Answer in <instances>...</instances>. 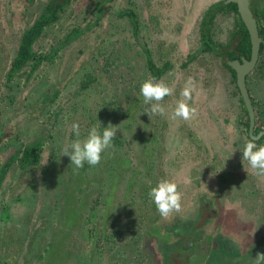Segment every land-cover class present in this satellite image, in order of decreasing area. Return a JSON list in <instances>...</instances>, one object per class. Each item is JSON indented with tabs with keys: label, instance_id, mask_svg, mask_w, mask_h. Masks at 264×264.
Here are the masks:
<instances>
[{
	"label": "rangeland",
	"instance_id": "374dc122",
	"mask_svg": "<svg viewBox=\"0 0 264 264\" xmlns=\"http://www.w3.org/2000/svg\"><path fill=\"white\" fill-rule=\"evenodd\" d=\"M219 1L227 0H116V9L129 7L130 2L135 5V29L126 16H110L101 42H93V59L84 53L63 57L67 47L62 49L33 94L14 106L24 75L9 81L7 71L23 27L33 21L40 6L0 0V168L20 143L38 136L44 139L35 165L19 167L12 161L3 173L0 264H146L147 258L154 257L144 243L159 242L161 234L154 223L160 217L146 192L160 178L175 180L182 199L184 193L190 194L188 208L198 203V196L210 193L219 204H227L216 220V228L221 222L224 238L250 237L264 224V176L248 168L236 146L244 140L238 127L243 109L233 74L220 56L209 51L202 50L186 62L188 54L201 48L202 13ZM76 4L82 5L81 1ZM253 8L263 23L264 0H256ZM82 9L77 11L79 16ZM73 20L68 17L46 29L36 41L38 51L55 44ZM236 23L234 11H217L208 25L207 39L229 47ZM144 48L155 64L165 60L170 66L156 80L173 88L161 101L163 115L147 111L139 95L140 83L150 78ZM79 56L85 61L60 90L59 99L48 105L59 111L46 118L47 107L37 101L33 104L34 96L56 81L62 63L59 76ZM83 70L94 79L79 90ZM19 78L21 84H15ZM188 82L187 104L195 112L188 120L173 119L171 110L183 99L179 94ZM252 87L254 99L261 100L264 120V77ZM73 91L58 106L65 93ZM96 119L102 126L115 125L116 137L97 165L75 169L59 149L72 139V122L81 125L83 134ZM263 120L257 113V122L263 124ZM209 162L212 166L206 165ZM243 208L250 211L239 220L235 214ZM211 259L223 264L218 255Z\"/></svg>",
	"mask_w": 264,
	"mask_h": 264
},
{
	"label": "flooded vegetation",
	"instance_id": "af4514ba",
	"mask_svg": "<svg viewBox=\"0 0 264 264\" xmlns=\"http://www.w3.org/2000/svg\"><path fill=\"white\" fill-rule=\"evenodd\" d=\"M79 1H81L82 5L76 4ZM253 1L255 2L256 0ZM23 3L24 5L31 4L33 8L37 6H40V8L38 9L37 14L34 16L33 21L23 27L19 36V42L15 51V55L7 71V80L9 81H12L16 76L21 77L20 74L24 75V78L21 79L22 88L19 91V95L14 106H18L19 102L25 101V98L28 95L33 94V90L36 88L35 86L38 85L42 76L45 75V69L53 65L54 62L52 61L56 60L58 53H60L62 49L67 47V52L62 55L63 57L68 53L70 56L84 53L88 54L90 59H93V52L95 49L93 42H101L105 25L110 16H126L127 20L132 23L134 29L136 26L135 13H137V11L135 10V5L132 2L129 3V7H119V9H116V0H23ZM26 7L28 6H25V8ZM78 9L83 10V14H81V16H79L77 12ZM53 11L55 12L54 16L49 17L50 19L36 33V37H34L33 41L31 42L30 50L32 51V55L30 58L26 62L22 63L19 68L12 70L11 65L18 52L23 34L28 29H31L33 25L35 28V24L37 26L39 23H41L40 21L37 22L38 20H41V18L45 17V15L49 16V13ZM204 14L205 11L202 13L200 19V38L202 35V19ZM68 17H73L74 20L67 27V29L63 30L62 34L57 37L55 44H53L45 52L38 51L37 47H35L36 41L39 37L46 33L44 31L51 28L52 26L54 27L55 25L62 23L65 18ZM212 18L210 19L212 20ZM257 27L258 26L256 23V28ZM238 39L239 34H237V40ZM76 40H80L81 42L72 44ZM235 41L236 37L234 38V44L232 46L235 45ZM249 42L250 51L248 56L239 54L236 58L227 59L226 57L215 53L212 48L209 50L201 47L195 52L188 54L186 62H188L190 58L202 50L203 52L209 51L214 55L220 56V60L223 65L227 67L233 74V82L236 87V94L239 96L241 109H243L240 120L238 119V127H240L243 131V143L251 138H255L257 144H264V120L263 110L261 108L260 102L261 100L259 98L254 99L255 97L251 91L253 90L252 85L257 83L260 78L264 77L261 75V72L255 68L259 58L261 38L254 63L251 69L245 72L243 77L244 88L250 101L251 110H248L246 102L237 84V69L230 64L231 61L236 60L238 61V64L242 66L245 63V60L248 61L251 59L250 36ZM228 46V49L232 48L231 45ZM144 53L146 57V68L149 71L150 78L159 80L170 66L164 62L165 60H163L160 65L155 64V62L152 61L150 52L146 48H144ZM83 61L85 60L79 56L76 60H74V64H71L72 66L70 65L67 67L64 76H59L64 69V63H62L58 70L57 77L54 79L56 81H50L48 87H45L44 91H41L36 97L34 96L35 101L33 104L37 101L41 102L42 108H44V106L47 107V110H45L46 118L54 117L55 112L59 111H56V109H53L54 107H50L48 105L59 99L61 95L60 90L69 84V82L72 80V76L76 74L77 70H79ZM259 62H261V60ZM238 64L237 66H239ZM83 72L84 73L80 78V85H77L79 90L86 85L85 83L88 80L94 79L90 73H85V70H83ZM85 78L88 79L83 82ZM21 82L19 78V80H16L15 84H21ZM251 82L252 85H250ZM73 94L74 91L66 92L65 97L58 106H61L63 101L71 98ZM6 98H8L10 103L13 101L10 92H8ZM258 106L260 108H258ZM29 109L30 106L26 108V110ZM257 113L262 118L263 124L257 122ZM9 118L10 116L8 119ZM243 128L245 130H243ZM43 145L44 139L42 136L30 138L27 142L20 143L15 148L14 152L7 157L5 160L6 162H2L1 166L5 165V168L7 169L12 161H17L19 167L35 165L39 161L40 152ZM236 146L239 148L241 145L237 144ZM1 171L2 168L0 172ZM4 172L5 169L2 173H0V182L3 178ZM184 194L185 196L182 199L184 204L181 207V210L178 213H173L170 219H162L158 212L155 211V214L160 217L154 221L155 225H158L160 228L159 231L161 234L158 235L160 241L158 242L152 239L151 242L146 241L144 243V246L149 248L150 253H152L154 257L153 260L152 256L151 259L147 258L146 264H215L211 259L213 254L218 255L219 262L223 261V264H251V258L255 256L257 252H264V224L260 225L257 230L253 231L250 237L242 238L240 240L238 239L239 236L237 238V236L234 234L233 236L224 238L222 236L221 222H219L220 228H216V220L220 218L219 211H224L227 204H219L218 197L215 195L212 196L210 193L205 194L202 198L198 196V203H195V205L194 203H191L192 208H188L190 194ZM249 211L250 210H246L245 208L241 209V211H237L235 214L236 218L240 220L238 216H243V213ZM241 221H244L245 223H251L246 219H242ZM158 256L160 258V263L158 262Z\"/></svg>",
	"mask_w": 264,
	"mask_h": 264
},
{
	"label": "clouds",
	"instance_id": "9594fccd",
	"mask_svg": "<svg viewBox=\"0 0 264 264\" xmlns=\"http://www.w3.org/2000/svg\"><path fill=\"white\" fill-rule=\"evenodd\" d=\"M190 91L191 84L188 82L179 94L183 99L178 100L171 110V118L188 120L194 114L195 109L190 108L187 104L188 99H190ZM172 92L173 88L168 84L153 78H147L139 85V95L142 97V102L147 106V111L153 115L164 114L165 107L161 101L164 97L171 95ZM117 130L113 124L108 123L102 126L97 120L95 125L88 127L86 132L82 134L81 125L78 122H72L70 127L72 139L60 147V155L66 156L75 169H80L85 165L95 166L101 161L102 153L111 146ZM235 139L236 135L234 134ZM238 149L248 168L255 175L264 176V144H257L255 138H251ZM206 165L212 166L211 162ZM146 196L155 206L162 219H170L173 213H178L181 210L183 194L178 189L175 180L158 179L154 184L148 186ZM251 264H264V252H257L251 258Z\"/></svg>",
	"mask_w": 264,
	"mask_h": 264
},
{
	"label": "trees",
	"instance_id": "16d2710c",
	"mask_svg": "<svg viewBox=\"0 0 264 264\" xmlns=\"http://www.w3.org/2000/svg\"><path fill=\"white\" fill-rule=\"evenodd\" d=\"M253 3L254 1L251 0L249 1V7L250 10L256 20L257 23V28H258V34L261 38V43H260V48H259V58H258V62L255 68H257L260 72L264 69V22L262 23V18H259L257 16V12L256 10L253 8ZM224 8H227L229 10H232L235 12L237 18H238V23H236V29L234 30V35L232 37V40H234V38L236 37V43L234 46H232L234 44V41L232 42L231 40V49H228L227 46H222V45H214L213 43L210 42L209 39H207V29H208V25L211 21L210 18H212L214 16V14L217 11H221L224 10ZM55 12H51L49 13V16L45 15V17L41 18V20H38L37 22H41L39 23L37 26L35 24V28L34 25L32 26L31 29H28L22 36L20 45H19V49L18 52L12 62L11 65V69L12 70H16L17 68H19L22 63L26 62L30 56L32 55V51L30 50V46H31V42L33 41L34 37H36V33L43 27V25L50 19L49 17L54 16ZM45 19V20H44ZM201 40H200V44L202 48H206L213 51H215V53L219 54L220 56H224L227 59L229 58H236L238 57L239 54H242L244 56H248L249 51H250V42H249V36H248V32L247 29L245 28L238 12H237V6L236 3L229 0L227 2L225 1H219L215 4L210 5L204 14V17L202 19V33H201ZM237 34H239V39L237 40ZM261 60V62H259ZM226 64V63H225ZM228 66V65H227ZM230 68V67H229ZM231 69V68H230ZM6 162V161H5ZM2 171L0 173H2L5 169V165L1 166ZM0 168V170H1Z\"/></svg>",
	"mask_w": 264,
	"mask_h": 264
},
{
	"label": "water",
	"instance_id": "95a60500",
	"mask_svg": "<svg viewBox=\"0 0 264 264\" xmlns=\"http://www.w3.org/2000/svg\"><path fill=\"white\" fill-rule=\"evenodd\" d=\"M233 2L236 3L237 6V12L242 20V22L244 23V26L246 27L249 36H250V40H251V59L248 61H244V65H239L238 61H231L230 64L236 68V72H237V84L240 88V91L243 95V98L246 102V105L248 107V110H251V106H250V101L249 98L246 94V90L244 88V82H243V77L245 72H247L249 69H251L254 60L257 56L258 53V46H259V41L260 38L258 36L257 33V28H256V23H255V19L252 16V12L249 8V0H231ZM237 64L239 66H237ZM247 261V260H246ZM245 261V262H246Z\"/></svg>",
	"mask_w": 264,
	"mask_h": 264
}]
</instances>
